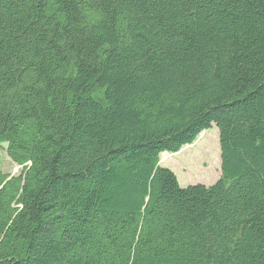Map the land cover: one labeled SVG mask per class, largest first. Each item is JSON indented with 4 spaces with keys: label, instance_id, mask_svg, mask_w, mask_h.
Wrapping results in <instances>:
<instances>
[{
    "label": "trees",
    "instance_id": "16d2710c",
    "mask_svg": "<svg viewBox=\"0 0 264 264\" xmlns=\"http://www.w3.org/2000/svg\"><path fill=\"white\" fill-rule=\"evenodd\" d=\"M3 143L0 264H264V0H0Z\"/></svg>",
    "mask_w": 264,
    "mask_h": 264
},
{
    "label": "rangeland",
    "instance_id": "374dc122",
    "mask_svg": "<svg viewBox=\"0 0 264 264\" xmlns=\"http://www.w3.org/2000/svg\"><path fill=\"white\" fill-rule=\"evenodd\" d=\"M6 149L7 144H0V169L5 173L17 175L22 167L9 157ZM161 165L177 174L182 187L215 184L222 175L219 128L214 125L204 131L193 144L185 146L178 153H163Z\"/></svg>",
    "mask_w": 264,
    "mask_h": 264
}]
</instances>
